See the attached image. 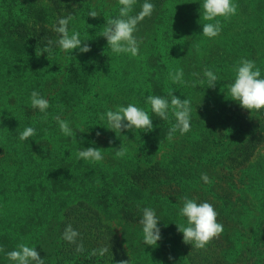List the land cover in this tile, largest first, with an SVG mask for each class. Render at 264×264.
Masks as SVG:
<instances>
[{"label":"trees","instance_id":"trees-1","mask_svg":"<svg viewBox=\"0 0 264 264\" xmlns=\"http://www.w3.org/2000/svg\"><path fill=\"white\" fill-rule=\"evenodd\" d=\"M150 2L155 11L138 24L139 56L132 57L113 53L103 37L119 16L118 0H0V264H13L6 253L20 243L35 247L45 264H264V111L241 108L228 88L242 58L264 78V0H233L237 15L217 18L222 31L214 39L202 35L203 24L215 22L203 19L204 0ZM69 14V33L79 32L91 51L54 44L44 52V38L58 40L54 26ZM206 68L219 77L215 88ZM178 69L187 83L170 79ZM33 91L49 103L46 118L31 106ZM171 94L190 100L192 111L191 131L169 141L171 108L162 120L145 99L170 102ZM128 104L148 113L153 131L107 129L100 115ZM57 116L76 141L62 134ZM27 127L36 134L21 141ZM121 145L127 154L117 158ZM89 147L104 159H78ZM184 196L210 203L223 225L205 250L185 244L178 231L187 226L179 214ZM145 207L160 220L157 247L143 241ZM68 225L84 252L62 238ZM102 247L109 252L90 255Z\"/></svg>","mask_w":264,"mask_h":264},{"label":"clouds","instance_id":"clouds-1","mask_svg":"<svg viewBox=\"0 0 264 264\" xmlns=\"http://www.w3.org/2000/svg\"><path fill=\"white\" fill-rule=\"evenodd\" d=\"M137 0H118L120 5L119 16L107 21V27L104 28L103 37L107 40V45L115 54H130L132 57L139 56L141 41L135 36L138 30L137 26L145 18H150L155 11V5L150 0H144L141 5V11L136 15H131ZM205 21H215L214 23L203 24V36L214 39L218 37L222 31L220 19L229 20L237 15L238 6L233 3V0H204L203 2ZM88 16L96 19L98 13L95 10L89 11ZM74 17L69 14L66 17L60 18L57 25L54 26V31L59 34V39L53 41L47 40V45L44 52L52 53L53 45H58L64 52H74L79 50L80 53H88L91 51L90 46L86 43L87 39H81L79 32L73 30L69 33V22ZM236 73L234 83L228 86L231 100L237 102L241 108L249 113L264 111V78H261L260 68L256 66L253 60L242 58L238 61L234 68ZM193 75H199L194 73ZM184 73L182 69L175 72H169V77L173 83H187L183 79ZM204 77L207 79L208 88H215L219 77L210 69L204 70ZM204 80H199V84H203ZM193 87L196 82H193ZM145 103L151 106L152 112L162 120L169 119V109L171 108L175 116L176 123L171 126L168 131L167 139L171 141L177 131L181 135L191 131V101L184 99L183 101L171 94V100L161 96L148 95ZM31 106L38 108L40 112L47 117V109L49 108L48 101L43 98L37 91L31 93ZM107 117L108 128L115 133L127 130H139L141 132L153 131V120L148 113L135 106L128 104L126 107L120 106L115 111L109 110L106 114H101L100 119ZM57 123L63 135L74 138L75 134L69 123L62 120L59 116L56 117ZM35 129L27 127L19 135L21 141H26L34 136ZM97 137L100 133H96ZM76 141V139H75ZM112 143V141H109ZM117 158H123L127 154V148L123 145L119 149H113ZM77 158L90 161L93 163L101 162L104 157L102 149L89 147L87 149L80 148L77 153ZM201 179L206 184H211L212 180L206 173L201 174ZM183 206L180 208L179 214L187 219V226L180 225L178 231L183 234L185 244H190L196 249L205 250L207 246L214 240L219 238L223 233L224 228L221 223L217 222V212L214 207L203 202L198 204L194 199H189L187 196L183 198ZM143 218L139 221L142 225L143 241L150 247H157L158 241L161 240L160 229L157 227L160 222L156 211L150 207L142 209ZM79 233L74 230L71 225H68L62 235V238L71 244L76 245V252L82 253L85 251L82 242L77 241ZM4 249L0 248V252ZM109 252L108 247L93 249L90 255L104 256ZM6 257L13 264H45V260L40 258L35 247H29L25 243L17 245L15 250L6 253ZM173 258L169 256V260ZM118 264H130L129 260H121Z\"/></svg>","mask_w":264,"mask_h":264},{"label":"rangeland","instance_id":"rangeland-1","mask_svg":"<svg viewBox=\"0 0 264 264\" xmlns=\"http://www.w3.org/2000/svg\"><path fill=\"white\" fill-rule=\"evenodd\" d=\"M93 4H94V5H96V3H95V2H94Z\"/></svg>","mask_w":264,"mask_h":264}]
</instances>
